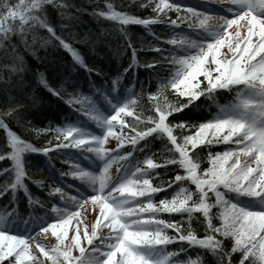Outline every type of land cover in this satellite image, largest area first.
Instances as JSON below:
<instances>
[{
    "label": "snow or ice",
    "instance_id": "snow-or-ice-1",
    "mask_svg": "<svg viewBox=\"0 0 264 264\" xmlns=\"http://www.w3.org/2000/svg\"><path fill=\"white\" fill-rule=\"evenodd\" d=\"M134 6L149 15L95 0L89 14L112 27L81 33L88 10L73 0H0V264H264V0ZM114 34L130 58L104 79L77 45L100 57ZM40 51L68 54L87 87L34 69ZM38 90L72 116L33 124ZM29 156L45 159L51 187ZM54 159L67 166L58 176Z\"/></svg>",
    "mask_w": 264,
    "mask_h": 264
},
{
    "label": "trees",
    "instance_id": "trees-1",
    "mask_svg": "<svg viewBox=\"0 0 264 264\" xmlns=\"http://www.w3.org/2000/svg\"><path fill=\"white\" fill-rule=\"evenodd\" d=\"M74 3L82 5L88 11L81 16V24L77 31L84 33L89 31V29L96 33L101 27L103 28H111L112 25L108 21L101 20L97 22L89 13L91 12V7L94 5L95 0H73ZM114 4L117 6H124L126 11L131 13L147 16L149 12L146 10H141L138 7L134 6V0H112ZM135 3H138V0H135ZM103 4V0H101V5ZM130 31L133 35V38L137 44H140L143 41L145 47L148 46L152 42V37L148 36L145 33V30L141 26H131ZM156 31L159 32L160 29L157 27ZM104 43H101L97 46V51L100 52V57H92L91 53L87 52V48L84 45H77V47L81 48L82 51L87 53L86 59L89 60V63H96L98 67L103 69V72L107 74L103 78L106 79L107 76H111L118 68L121 66H126L129 58L130 52H126L120 45L123 43L122 40H118L116 35L106 36L102 38ZM110 45V46H106ZM39 55L42 57L41 60H37L31 56L28 57L29 64L34 68L38 69L40 72H44L49 76L50 80L53 83H56L61 76H64L68 79L69 83L72 80V77L75 76L79 81V85L81 87L86 88V79L87 74L83 73L82 70L79 71H71V58L68 54L60 52L56 54L55 62L53 61V56L48 54L46 58L45 53L40 51ZM102 57V58H101ZM150 57L145 56L143 53L140 56V59H148ZM59 65L60 71L57 73L55 71V66ZM65 69H69L68 72H65ZM139 80L141 83L145 84L146 87H150L152 91L157 89L156 80L150 76V74L143 69L139 70ZM149 81L151 84L149 85ZM74 82V81H73ZM72 82V83H73ZM68 91H72L71 88ZM2 99V98H0ZM29 108L27 113L25 114L28 119L32 121L36 126H47L48 122L51 121L53 125L64 122V116L69 115L72 116V113L67 110V105L63 104V102H58L55 97H50L46 91L38 90V99L34 105L29 101ZM199 110L194 111L193 118L199 119ZM18 133H20L24 139L29 140L30 142L39 146L40 141L35 139L33 136L25 135L23 130L19 127L15 129ZM2 136V133H0ZM115 141H111L110 145L112 147L115 146ZM109 145V146H110ZM108 146V147H109ZM159 145H154V148H158ZM205 155V154H202ZM28 159L31 161L29 164V172L35 180H44L48 187L53 185V178L50 176L49 171L45 167V159L42 156H29ZM55 164L54 173L58 176L60 172L66 171L67 166L61 164L58 160H53ZM3 178H0V182H2ZM68 183H79L78 181H73L70 177L66 178ZM30 190L34 196L40 197L42 200H56L59 202L58 197L49 198L46 193L48 191V187L45 188L44 191H41L34 184H29ZM70 188L65 186V191L70 195L73 193L70 192ZM195 251L192 250V256H195Z\"/></svg>",
    "mask_w": 264,
    "mask_h": 264
},
{
    "label": "rangeland",
    "instance_id": "rangeland-1",
    "mask_svg": "<svg viewBox=\"0 0 264 264\" xmlns=\"http://www.w3.org/2000/svg\"><path fill=\"white\" fill-rule=\"evenodd\" d=\"M196 2H197L196 0H193V1L192 0H184V3H187V4H195ZM109 147H112V145H110ZM113 170H115V169H113ZM81 211H82L83 216L86 217V219L91 220V216L90 215H87L86 213H84V210H81Z\"/></svg>",
    "mask_w": 264,
    "mask_h": 264
}]
</instances>
